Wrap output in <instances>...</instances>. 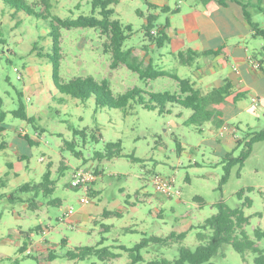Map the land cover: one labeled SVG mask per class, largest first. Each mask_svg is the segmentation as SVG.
<instances>
[{"label":"rangeland","instance_id":"obj_1","mask_svg":"<svg viewBox=\"0 0 264 264\" xmlns=\"http://www.w3.org/2000/svg\"><path fill=\"white\" fill-rule=\"evenodd\" d=\"M28 1L36 10L43 8L40 0ZM50 2L52 14L62 18L91 14L90 0ZM174 4L175 0H171L172 7ZM112 7L115 9L113 18L132 26V30L127 31L129 36L124 48H135V53L141 57L146 48H151L144 31L147 17L152 13L157 14V26L166 24L170 17L162 8L152 6L151 0H119ZM258 12L264 23V12ZM50 24V19L30 15L0 0V112L5 114L0 123L6 126V134L0 133V143L4 140L12 142L17 129L21 127L33 135L37 133L36 142L23 139V145H18L22 146L19 153H26L24 160H19L14 150H0V178H6L5 175L10 172L6 185H0V193L10 195L28 181L24 175L13 176L14 171L22 174L26 171L30 181H39L48 163H52V178L55 181L50 194L35 196L38 209L27 208L23 201L12 202L7 196L0 197V264L129 263L130 257L124 251L120 252V257L106 261L95 256L84 260L66 256L68 249L79 245H96L104 236L107 239L101 246L125 244L132 247L144 235L167 236L172 231H187L183 244L195 248L198 244L197 226L217 212L215 204L223 200L230 207H237L241 203L237 192L248 187H252L251 191H246L252 205L244 208L250 216L246 230L252 236L255 227L264 228V140L253 143L244 164L233 165L228 180L222 184L226 154L238 156L246 148L245 140L229 150L220 146L208 129L200 131L196 126L185 123L191 110L180 105H168L169 112L159 113L144 108L138 99L131 100L124 108H114L97 105L94 95L83 100L61 93L53 82V64L46 56L47 52H52ZM108 40L109 37L99 28L61 29V80L87 75L99 81L107 78L114 95L135 86L149 91L177 90L176 80L171 77L162 76L146 84L125 64L112 68V53L105 50ZM252 41L256 44H252L254 47L264 46L263 37ZM36 42L38 49H33ZM168 51L170 46L166 45L163 49L156 48L153 54L157 58L159 53ZM167 67L184 76L187 75L184 71L190 70L175 60ZM20 103H24L32 122L13 114ZM238 105L240 111L230 121L239 126L240 136L245 135L246 131L264 129V104H258L252 100V96H248ZM83 129L84 134L74 135V130ZM72 140L83 156L78 157L71 148L64 149L66 142ZM118 140L122 142L125 155L110 159L93 158L95 151L103 150L107 143ZM62 162L65 164L63 169ZM9 163L13 164V168L8 166ZM78 167L100 172L97 180L95 178V187L101 192L100 205L107 210L114 208V212L120 211L122 215L105 218L98 223L70 227L64 219V210L71 206L77 210L87 195L83 188L71 186L74 170ZM156 174L173 178L180 195L168 197L157 192L153 182ZM18 194L24 199L34 197L32 192ZM196 197H201L202 202L195 200ZM56 198L62 206L50 203ZM120 203L124 208L119 206ZM103 222L114 227L103 230ZM39 224L47 227L45 238L55 246H52L55 248L53 259L48 258L50 251L39 253L33 250L30 238L27 250H19L15 231L34 230ZM128 227L132 230H128ZM39 231L41 234L37 233L36 239L43 236L42 228ZM65 237L69 239V244L62 246ZM20 238L23 242L24 237ZM179 245L172 242L166 246H151L144 253L146 260L156 257L174 259L178 256ZM255 255L249 251L243 257L228 243L223 245L212 261L215 264H253Z\"/></svg>","mask_w":264,"mask_h":264},{"label":"trees","instance_id":"obj_2","mask_svg":"<svg viewBox=\"0 0 264 264\" xmlns=\"http://www.w3.org/2000/svg\"><path fill=\"white\" fill-rule=\"evenodd\" d=\"M43 8L36 10L35 6L28 0H4L5 3L12 7L23 10L30 15H36L45 19H50V31L49 35L52 37V52H47L46 56L49 57L53 64V82L55 87L61 92L72 97L81 98L83 100L88 99L92 95L95 96L97 105L109 106L114 108H124L131 100H137L146 109L157 110L159 113L169 112L168 105H180L191 110L190 116L185 119V123L196 126L200 131L206 124L212 125L215 129H219L224 125V111L218 107L219 104L226 101L229 97L233 96L235 102L247 97V93L244 91H235L234 86L230 81H225L219 86L211 88L207 92L196 88L194 83L187 78L181 77L179 74L173 71L159 68L153 64V62L145 63V61L136 55L133 48H124V43L128 39L129 34L127 31L132 30L130 24L124 25L118 18H113L115 9L112 4L118 3L119 0H90L92 9L91 14H81L76 18H62L58 15L52 14V4L50 0H40ZM206 4L211 0H200ZM221 5H226L227 0H217ZM157 7V6H154ZM244 12L246 18L255 27V35L264 36V30L260 29L257 24L251 20V15L247 11L244 5ZM164 9V7H162ZM98 16H97V14ZM158 19L157 14H150L147 17V23L144 26L146 37L156 47L161 48L166 45L170 40L165 27L169 25L167 22L165 25L157 26L155 21ZM72 27H93L99 28L100 31L109 37L108 42H105V50L112 53V68H117L120 64H125L130 70L136 72L139 77L148 83L151 80H156L162 76H169L176 80L179 90L177 92L171 91H148L141 87L135 86L117 95L113 94L110 87L109 80L107 78L97 80L92 75L74 77L68 81H62L60 76V57H61V29ZM155 31V32H154ZM33 49H38V43L36 42ZM215 51H203L199 52L194 49H187L179 51L176 54L177 59L182 64L191 65L196 57L214 53ZM39 55L44 56L42 52H38ZM147 96V100H145ZM16 117H20L28 122H32V118L28 116L24 103H20L17 109L13 111ZM4 112H0V122L3 121ZM4 130L0 125V132ZM79 133H85L83 130H74V135ZM26 138L30 143L34 141L26 135ZM245 140L246 148L241 151L238 156H234L233 153H227L225 156V173L222 176L221 183H226L228 180L231 167L235 164L243 165L247 157L252 151L253 143L264 140V129L259 131H246L245 135H241L237 146L241 145ZM5 142L0 143V149L5 147ZM65 148H71L75 154L80 157L83 156L82 151H77L75 148V141H67ZM125 155L123 153L121 140L115 142H109L106 144L103 150L95 151L93 158H114ZM85 161L86 158H85ZM65 164L62 162L61 169ZM52 163H48L46 171L42 175V179L39 181H28L21 184L10 195L7 193L1 194V197H8L10 201H23L27 203L29 208L38 209L35 196L40 193L45 195L50 194L54 190V179L52 178ZM97 177L99 172L95 171ZM5 178H0V182H3ZM95 181V180H94ZM93 181V184H94ZM251 191L252 187L247 189H241L237 192L238 198L241 200L240 205L237 207H230L225 201L221 200L215 204L217 212L205 221L197 226V240L198 244L195 248H191L183 244L188 232H176L172 231L167 236L159 235H144L139 242L134 246L129 247L125 244H118L117 246L103 245L107 239L105 236L96 245H80L75 248L68 249L66 256L71 259H86L91 256L97 257L101 261L117 258L121 256L120 252H127L130 257V262L127 264H215L212 258L216 256L224 244H231L236 251L241 253L243 257L251 251L256 255L254 257L253 264H264V228L255 227L253 229V235L251 236L247 230L246 225L250 221V216L245 213L244 208L252 205V201L246 196V191ZM32 192L34 193L33 199H24L18 193ZM90 193V192H89ZM195 200L202 202L201 197H196ZM61 201L56 198L50 200V203L60 205ZM0 212V219H1ZM110 215H120L119 212L106 211L103 217ZM35 228L33 231L37 230ZM32 231V230H31ZM24 241L21 243L19 250L24 252L28 248V238L30 237V230L22 232ZM179 243L178 256L174 259L167 257L153 258L146 260L145 252L149 250L151 246H166L170 243ZM62 245L66 246L65 240H62ZM114 249H120L121 251H115ZM144 251V252H143ZM55 250L51 249L49 258L53 259L55 256ZM93 264H97L94 262Z\"/></svg>","mask_w":264,"mask_h":264},{"label":"crops","instance_id":"obj_3","mask_svg":"<svg viewBox=\"0 0 264 264\" xmlns=\"http://www.w3.org/2000/svg\"><path fill=\"white\" fill-rule=\"evenodd\" d=\"M151 5L160 8L164 7L162 10L170 14V17L167 19L169 25L165 27V30L171 38L166 44L170 46V51L161 52L159 53V57L157 56V58H155L156 56H154L153 53L158 47L151 43V48H146L142 57L140 56L145 63L153 62V64L159 68L172 71L167 65H170L171 61L175 60L177 64L190 68V70L184 71L187 74L186 76L180 74V72L176 73L181 77L189 78L192 83H194V86L203 92H207L211 88L223 84L225 81H230L235 91H244L247 93V97L252 96L253 101L254 98L257 99V102H254L264 104V46L263 43H260V46H263L262 48H257L252 45H256L252 39L258 37L264 38V36L255 35V27H253L246 18L244 12L245 5L247 11L251 15V20L257 24L260 29L264 30V23L261 22L258 12V10L264 12V0H227L226 5H221L217 0H211L206 4L202 3L200 0H193L192 2L188 0H175L174 7L171 6V0H151ZM159 26L162 27L163 24ZM166 45L161 48L163 49ZM189 48L199 52H215L196 57V60L191 65L182 64L177 59L176 54L179 51H184ZM135 50L136 49L133 48L134 53ZM147 50L150 51L147 53ZM135 54L138 55L137 53ZM254 62H259L260 67L254 66ZM151 81L146 84H151ZM176 86L177 90L174 92L179 90L178 83ZM241 100L235 102L233 96H231L218 105V107L224 111V125L221 128L215 129L210 124H206L202 127V131L208 129L219 141L220 146H224V148H228V150L237 146L241 138L238 133L239 126L231 124L230 121L231 118L236 117L237 113L240 111L238 103ZM0 125L4 128L0 133L6 134V126L2 123H0ZM22 128L26 131V134L21 133L20 129ZM26 135L36 142L35 138L37 137V133L33 135L26 128L21 127L17 129V135L12 142L3 141L6 144L5 147L0 150H14L18 159L24 160L27 158L26 153L23 152L20 154L19 150L22 146L18 145H23L22 140L27 139ZM8 166L13 168L12 163H9ZM9 173L10 172H7L5 180L0 182V185H6ZM22 175H24L26 180L30 181L29 173L26 171H24V174L19 171H14L13 173L15 177ZM99 175L100 172L98 176ZM96 180L89 193L90 201H82L79 208L68 216L67 221L71 228L79 227L81 224L98 223L102 219L114 218V216H117L110 215L108 217H103L107 209L100 205L102 198L100 197V190L95 187ZM3 193L5 192L0 193V197ZM25 204L26 207L29 208L28 204ZM59 206H62V203ZM119 206L124 208L121 203ZM108 211H114V208ZM118 212L122 215L120 211ZM103 224L105 225L103 230H111L112 227H114L112 224H105V222H103ZM35 228L40 230L43 226L39 224ZM31 229L29 238L32 240L30 244L33 250L39 253L50 251L51 249L49 248L53 246L52 243L42 235L40 238L36 239L35 235L37 233L41 234V231L38 229V231H31ZM129 229H131V227H128V230ZM22 232L26 231H15L16 242L19 243V245L22 243L20 240ZM63 239L65 240V244L68 245L69 239L66 237Z\"/></svg>","mask_w":264,"mask_h":264},{"label":"built area","instance_id":"obj_4","mask_svg":"<svg viewBox=\"0 0 264 264\" xmlns=\"http://www.w3.org/2000/svg\"><path fill=\"white\" fill-rule=\"evenodd\" d=\"M155 32V31H154ZM252 60V59H251ZM254 66L260 67L259 62H254ZM254 101L257 102V99L254 98ZM226 128V127H224ZM22 134H26V131L22 128L20 129ZM96 176L94 171L90 170L89 168H82L78 167L74 170L73 178L71 182V186L74 188H83L86 191V197L85 201H90V195L89 192L92 188L93 181L95 180ZM153 182L155 185V189L157 192H160L168 197H172L174 195H180V189L175 187L174 179L171 177H167L165 175L156 174L153 177ZM75 211L74 207L71 206L69 208H66L64 210L65 215L64 219L68 220V216L73 214ZM47 227L42 228V234L45 237L47 233ZM28 252H31V250H28Z\"/></svg>","mask_w":264,"mask_h":264}]
</instances>
